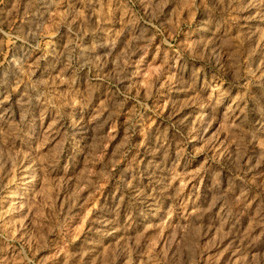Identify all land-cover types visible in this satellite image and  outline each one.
I'll return each mask as SVG.
<instances>
[{
	"label": "rangeland",
	"instance_id": "374dc122",
	"mask_svg": "<svg viewBox=\"0 0 264 264\" xmlns=\"http://www.w3.org/2000/svg\"><path fill=\"white\" fill-rule=\"evenodd\" d=\"M0 264H264V0H0Z\"/></svg>",
	"mask_w": 264,
	"mask_h": 264
}]
</instances>
